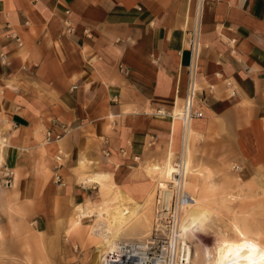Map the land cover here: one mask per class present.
<instances>
[{
  "label": "crops",
  "instance_id": "0c3cea01",
  "mask_svg": "<svg viewBox=\"0 0 264 264\" xmlns=\"http://www.w3.org/2000/svg\"><path fill=\"white\" fill-rule=\"evenodd\" d=\"M196 4L0 0V176L4 165L15 174L12 187L0 186V236L11 243L12 226L27 221L23 258L48 237L62 244V227L79 231L80 212L93 209L77 206L67 222L73 203L95 193L101 202L104 184L115 203L121 194L136 200L151 186L147 163L173 159L171 111L187 92ZM201 38L203 117L193 119L186 156L197 131V147L210 148L215 163L236 164L244 193L263 195L264 0H208ZM180 144L177 126L176 152ZM97 175L103 184L89 181ZM31 229L42 238L27 236Z\"/></svg>",
  "mask_w": 264,
  "mask_h": 264
},
{
  "label": "rangeland",
  "instance_id": "374dc122",
  "mask_svg": "<svg viewBox=\"0 0 264 264\" xmlns=\"http://www.w3.org/2000/svg\"><path fill=\"white\" fill-rule=\"evenodd\" d=\"M177 126L179 127L178 124ZM196 133L197 135L193 134L192 136L191 148L188 153L192 161L188 167L190 170L186 173L188 177L186 176L182 182L183 184H181L184 188H179L181 189V195L186 192L190 197L196 200L195 205L192 206L193 208L199 210L204 209L211 213V222L208 224L210 226L207 225L198 232L196 230V233L194 232V234H191L187 239L193 254L190 264H209L211 254H213L212 247L216 245L217 241L237 237L235 231L236 225L246 226L251 233L249 234L250 237L254 238V240L255 233H253V231L257 232L258 240L264 247V194L259 196L257 192L254 194L244 193L243 186L240 184V180L235 173V170L238 168L234 167L236 164L225 162L215 163L213 161L215 157L210 148L200 149L197 147L201 135L197 131ZM176 158L177 154H174L173 159L170 157L169 161L175 163ZM164 159L165 156L158 161L148 162V171L153 164L165 163L168 160L164 162ZM153 174L155 173L151 170V186L140 196L137 197L134 195V198L139 202H143L146 197L150 195L147 202V219L143 218V214L141 215V223L137 226L138 229L134 227V225H136V219H134L120 231L116 238V240L118 239L117 241H142L149 237H154L155 201L159 190V182L158 176ZM169 182L170 180L167 181V183ZM104 186L105 188L102 191L103 200L101 202H99V194L95 193L86 197L83 201L75 202L71 205L67 222H70L72 214L77 206H82L87 210H89V208L93 209V213L90 217L82 218L81 227L79 229L80 232L67 233L68 226L65 228L62 227V230L58 231L57 236L58 239L63 240L62 244L59 242L55 243L51 237H48L44 242L42 241L41 252H37L36 257H26L29 259L30 264H89L92 261L96 250L95 247L103 241L102 235L94 234L95 225L98 223V219L102 217L100 212L104 211V208L100 210L98 207L102 204L104 206L110 205L114 207L117 203H115L114 200L113 190L110 189L108 185L104 184ZM177 200L180 204L179 215L182 216L185 212V206L181 203V197H177ZM19 222H21V220ZM29 227L32 228L27 221L25 223L22 221L18 230L14 229L12 226L15 239L9 237L10 240H12L11 243L9 241L5 244V239H7V237L5 238L4 236L3 238V234H1L0 264H23V259H26L23 258V239L26 229ZM62 232L63 234H61ZM42 234L43 233L37 230L31 229L27 236L35 235V237L42 238ZM67 238L68 242L70 238H75L77 242L69 244L66 241ZM255 242L258 244L256 240ZM71 246L74 247V250H76V248L78 249L75 253L76 256L67 257L66 252L71 250ZM81 257L84 258L82 259ZM178 264H180V262H178Z\"/></svg>",
  "mask_w": 264,
  "mask_h": 264
},
{
  "label": "bare ground",
  "instance_id": "6f19581e",
  "mask_svg": "<svg viewBox=\"0 0 264 264\" xmlns=\"http://www.w3.org/2000/svg\"><path fill=\"white\" fill-rule=\"evenodd\" d=\"M179 103V100H177V105L175 107L176 118L171 123L173 131V143L169 144V151L172 150L173 155L177 154V152L173 149L177 124L179 125L182 134V123L177 117L178 114L183 112L181 107L179 106ZM189 130L190 128L186 130L185 145L182 153L183 159L186 156V151L189 146ZM0 145L1 148L4 145V140L1 135ZM185 158L186 160L185 162H183L184 165L182 166L185 173H187V171L190 170L188 169V167L191 163V158L189 155H187ZM176 163V161L175 163H171V161H169L168 159L165 163L154 164L149 168V174L151 170L153 171V173H155V175L157 174L159 188H163L164 190H166L169 184L167 183V181H177L174 176L175 172L178 171ZM105 176L106 175H97L95 177L91 176L92 178H90L89 181L100 182L101 184H103V178ZM183 181L184 179H182L181 182L177 183V185L181 189L184 188L181 186V184H183ZM0 186L4 187L2 185ZM181 189L179 190L177 197H181V203L185 206V212L182 216L179 215L173 255L170 253L169 248H163V250L161 252H158L157 255L154 254L153 252L155 241L152 236L142 241L121 240L120 243H131L133 249L128 255L122 256L121 258L117 259H111L109 262H107L109 260L106 258L107 254L110 253L112 250H115V248H117L119 245V241H117L118 239L116 240V238L120 231L124 229L126 225L131 223L134 219H136V225H134V227L135 229H138L137 226L141 223V215L143 214V218L145 219H147L146 217H148L146 211H148L147 202L150 195H148V197H146L143 202H138L130 196L124 197L125 195L121 194L117 196L119 199H117L118 202L114 207H111L110 205H102L98 207L100 210L104 208V211L100 212V215L102 217L98 219V223L95 225L94 234L102 235L103 241L96 247L94 257L89 264H105V262H107L106 264H178V262H180V264H190L193 254L191 251V247L187 242V239L190 237L191 234H194L196 230L198 232L199 230L204 229L211 222V213L204 209L199 210L193 208L192 206L195 205L196 200L193 197H190V195L186 192L182 193L181 195ZM167 196H169V194H167ZM178 205L180 204L178 203ZM91 215L92 211L90 210H82L80 212V216L83 218L90 217ZM235 231L237 236L236 238H222L223 240L217 241L214 247L211 246L213 248V254H211L210 262L208 261L209 264H264V249L255 242L254 238L250 237L248 229L246 227L236 225ZM181 244H183L182 249L184 251V259H186V261L183 262H181V257L179 255L182 250Z\"/></svg>",
  "mask_w": 264,
  "mask_h": 264
},
{
  "label": "built area",
  "instance_id": "2783aa9c",
  "mask_svg": "<svg viewBox=\"0 0 264 264\" xmlns=\"http://www.w3.org/2000/svg\"><path fill=\"white\" fill-rule=\"evenodd\" d=\"M208 0H197L194 14L187 21L186 29V44L190 51V62L188 65V86L185 97L179 103L182 109V113L178 114L177 117L182 123V134H181V144L180 150L177 152L176 164L178 171L175 172V180L169 182L168 188L164 190L159 188L156 196V215H155V232H154V254L161 252L163 248H169L170 253L174 254L175 237L177 231V225L179 221L180 210L177 203V194L180 190L177 183L185 179L187 174L183 170V158L182 153L185 145L186 130L192 127V122L194 118L203 117V112L195 107V101L197 99L198 92V82L197 73L200 65V57L203 48L202 42V25H203V9L204 5ZM178 100V99H177ZM177 100H175L174 108L171 111V117L174 121L176 118L175 107L177 105ZM173 143V138H170L169 144ZM14 173L13 170L4 165L1 169L0 185L10 188L14 185ZM169 194V196H167ZM119 240V245L115 250H112L107 254L106 258L117 259L122 256L128 255L133 249L131 243L122 242ZM179 245V244H178ZM183 244H181V249ZM183 249L179 254L181 257V262L186 261L183 256ZM105 258V259H106ZM105 262V264L107 263Z\"/></svg>",
  "mask_w": 264,
  "mask_h": 264
}]
</instances>
